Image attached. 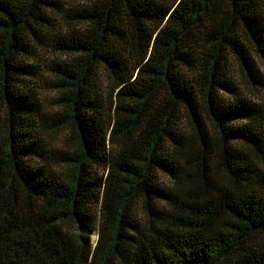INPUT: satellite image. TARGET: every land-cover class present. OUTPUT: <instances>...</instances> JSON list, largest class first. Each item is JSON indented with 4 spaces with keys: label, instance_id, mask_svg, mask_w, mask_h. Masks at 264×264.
I'll return each mask as SVG.
<instances>
[{
    "label": "trees",
    "instance_id": "1",
    "mask_svg": "<svg viewBox=\"0 0 264 264\" xmlns=\"http://www.w3.org/2000/svg\"><path fill=\"white\" fill-rule=\"evenodd\" d=\"M81 1L0 0V264H264V0Z\"/></svg>",
    "mask_w": 264,
    "mask_h": 264
},
{
    "label": "rangeland",
    "instance_id": "2",
    "mask_svg": "<svg viewBox=\"0 0 264 264\" xmlns=\"http://www.w3.org/2000/svg\"><path fill=\"white\" fill-rule=\"evenodd\" d=\"M60 3L63 5V14H60L58 16H53L57 19L59 22L56 23V26L60 27L61 33H59V36L66 35L67 28H70L68 22L67 15L68 13L72 12L73 10L80 8L82 1L81 0H60ZM51 44L43 47V48H37L36 52L32 54V58H29V63H31L33 68L36 70V77L33 79V85H34V91L35 96L34 99H37V103L40 105L42 110V115L38 117L37 125L40 130V135L43 137L45 141V149L47 150V154L50 156H53V154H58L64 150V132L58 131V132H51L46 134L44 131V124L46 120L50 119L53 116V113L55 112L56 108L54 107V92L51 91V84L54 81V78H52L51 72H50V66L54 61L60 60V55H58V52L55 51L54 45L50 46ZM64 57V56H62ZM260 62V61H259ZM234 67V77L236 80L240 82V78L242 79V83H244L242 75L235 71ZM261 69L264 70V61L261 62ZM105 75L102 74V82L105 85L106 84ZM108 83V82H107ZM111 83V82H110ZM241 83V82H240ZM244 93L249 99L256 100L260 98V95L262 94V90L255 91L253 89H250L248 86H244ZM189 128V127H188ZM187 130V129H186ZM191 133V132H190ZM73 135L72 131H69L67 133V137L71 138ZM160 181L164 186L171 185L173 179L168 176L167 174H161L160 175ZM70 228L72 230H75V227L73 225H70ZM93 242L97 239V233L93 232L92 235Z\"/></svg>",
    "mask_w": 264,
    "mask_h": 264
}]
</instances>
